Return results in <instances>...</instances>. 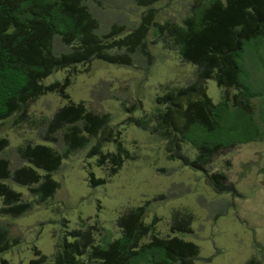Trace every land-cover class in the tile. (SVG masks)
<instances>
[{
	"label": "trees",
	"instance_id": "16d2710c",
	"mask_svg": "<svg viewBox=\"0 0 264 264\" xmlns=\"http://www.w3.org/2000/svg\"><path fill=\"white\" fill-rule=\"evenodd\" d=\"M96 0H0V123L8 118L12 125L28 124L38 129V142L18 145L17 153L24 162L14 169L0 157V214L19 216L30 211L33 202L25 201L6 179L27 186L37 202L46 201L58 188L52 178L61 160L92 142L87 156H96V166H107L109 173L132 154L125 148L120 131L110 124L108 114L88 110L83 102L74 103L63 82L45 85L50 73L88 64L98 59L130 66L131 55L139 51L150 57L146 36L151 26L165 49L175 51L184 62L196 67V79L185 87L164 88L156 96L153 110L141 117H129L126 122L136 125L166 141L168 158L180 161L192 170L202 171L208 185L217 193L231 192L223 172H209L207 167L222 149L239 143L263 141L264 130L255 121L253 109L260 95L254 93L243 75L239 55L248 42L260 40L264 33V0H194L190 13L181 23L155 20L153 4L160 0H134L147 7L139 24L123 35L115 33L121 26H112L109 33L98 35L97 19L91 14L88 2ZM60 38L67 50L56 53L53 39ZM213 78L221 88L217 104L206 95L205 81ZM230 89L234 90L230 94ZM57 93L69 102L59 107L51 118L34 117L28 105L46 93ZM258 99L256 104L253 100ZM61 139L63 153L43 142ZM106 143L114 144L112 151H103ZM189 143L195 149L194 158L181 152ZM8 140L0 138V152ZM90 184L104 182L90 175ZM145 206L128 209L118 216L120 236L95 243L91 224L66 231L62 241L55 244L51 258L40 255L27 264H193L199 247L176 235L160 237L154 222L144 221ZM193 216L184 209L172 212L170 232L190 233ZM149 237L145 241V237ZM69 237L70 239H68ZM18 243L0 223V253ZM0 264H12L2 259ZM246 264H259L250 259Z\"/></svg>",
	"mask_w": 264,
	"mask_h": 264
},
{
	"label": "rangeland",
	"instance_id": "374dc122",
	"mask_svg": "<svg viewBox=\"0 0 264 264\" xmlns=\"http://www.w3.org/2000/svg\"><path fill=\"white\" fill-rule=\"evenodd\" d=\"M194 0H160L152 5L155 20L181 23L190 13ZM91 14L98 21L96 33L107 34L112 26H121L115 35L122 37L140 22L147 7L134 0H96L88 2ZM151 26L146 36L150 57L139 51L131 55L130 66L110 64L95 59L88 64L50 73L43 79L48 85L63 82L69 77L65 91L74 103L98 114H108L110 124L120 131L121 140L133 158L126 159L113 173L107 166H96V156H87L92 142L61 160L52 178L58 188L46 201L37 202L27 186L6 179L13 190L20 192L25 201L35 202L30 211L19 216L0 214V223L8 229L18 243L2 259L12 264H27L40 255L51 258L55 244L62 241L66 231L91 224L95 243L110 233V238L120 236L116 224L118 216L128 209L144 205V221L154 222L155 233L160 237L173 236L192 241L199 247L193 264H246L255 259L264 264V140L236 144L222 149L207 167L209 172H223L232 191L217 193L208 185L202 171L192 170L178 160L166 155V141L136 125L129 124V117H141L153 110L156 96L164 88L185 87L196 79V67L184 62L156 37ZM56 53L67 50L60 38L53 39ZM239 62L251 89L260 95L259 105L253 109L255 121L264 130V33L259 41L251 40L243 47ZM206 95L217 104L222 90L213 78L205 81ZM230 94L234 90L230 89ZM59 94L46 93L32 101L27 109L34 117L51 118L56 110L69 102ZM258 99L253 100L256 104ZM38 129L28 124L12 125L8 118L0 123V138L8 140L0 157L7 159L10 168L24 164L17 153L18 145L38 142ZM63 153L61 139L43 142ZM106 143L103 151L114 150ZM181 152L194 158L195 149L187 143ZM102 178L103 183L92 186L90 175ZM0 206L2 202L0 199ZM187 209L193 219L190 233L170 232L172 212ZM70 239L69 237H67ZM145 241L149 237L144 238Z\"/></svg>",
	"mask_w": 264,
	"mask_h": 264
}]
</instances>
